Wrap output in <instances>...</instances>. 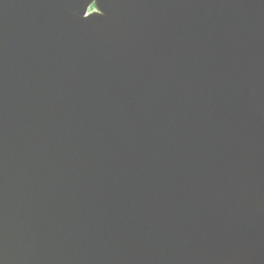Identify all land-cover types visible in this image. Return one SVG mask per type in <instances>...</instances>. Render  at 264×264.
Here are the masks:
<instances>
[{
  "label": "water",
  "instance_id": "water-1",
  "mask_svg": "<svg viewBox=\"0 0 264 264\" xmlns=\"http://www.w3.org/2000/svg\"><path fill=\"white\" fill-rule=\"evenodd\" d=\"M0 264H264V0H0Z\"/></svg>",
  "mask_w": 264,
  "mask_h": 264
}]
</instances>
